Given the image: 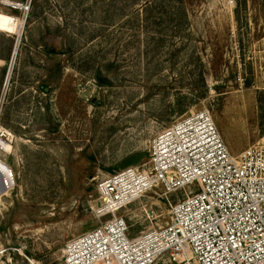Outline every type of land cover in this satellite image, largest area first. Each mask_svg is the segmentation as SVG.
<instances>
[{
    "label": "rangeland",
    "instance_id": "1",
    "mask_svg": "<svg viewBox=\"0 0 264 264\" xmlns=\"http://www.w3.org/2000/svg\"><path fill=\"white\" fill-rule=\"evenodd\" d=\"M202 109L234 154L264 138V0H0V264H66L110 218L99 182L148 168L154 138ZM170 200L160 186L117 214L136 236Z\"/></svg>",
    "mask_w": 264,
    "mask_h": 264
},
{
    "label": "built area",
    "instance_id": "2",
    "mask_svg": "<svg viewBox=\"0 0 264 264\" xmlns=\"http://www.w3.org/2000/svg\"><path fill=\"white\" fill-rule=\"evenodd\" d=\"M6 136L0 130L2 145ZM149 152L148 168L128 167L99 182L96 210L110 218L67 243L66 264H264V138L234 154L202 109L161 131ZM160 186L177 194L169 221L131 236L118 209Z\"/></svg>",
    "mask_w": 264,
    "mask_h": 264
},
{
    "label": "bare ground",
    "instance_id": "3",
    "mask_svg": "<svg viewBox=\"0 0 264 264\" xmlns=\"http://www.w3.org/2000/svg\"><path fill=\"white\" fill-rule=\"evenodd\" d=\"M10 1H5L4 3H7V4H11V3H9ZM16 4V6L17 7H19V8H23V4L22 3H18V2H16L15 3ZM25 9V8H24ZM19 40H20V38H19ZM19 40H18V42H17V45H16V47H15V50H14V58L13 59H15V56L18 54L17 53V50H18V47H19ZM13 62H14V60H13ZM12 62V65L14 64ZM12 68H13V66L11 67V70H10V73H11V71H12ZM11 75V74H10ZM10 75H9V79H10ZM9 81V80H8ZM1 131H3L6 135L8 134H10V132L8 131V130H4V129H2ZM0 145H2V143H0ZM3 145H4V147H3V150H7L8 148H9V142H7V140H6V138H3ZM2 145V146H3Z\"/></svg>",
    "mask_w": 264,
    "mask_h": 264
}]
</instances>
